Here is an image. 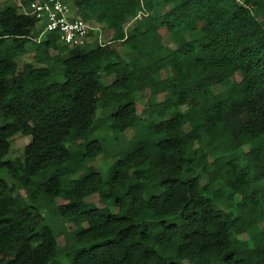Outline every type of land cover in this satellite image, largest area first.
<instances>
[{
    "label": "trees",
    "instance_id": "obj_1",
    "mask_svg": "<svg viewBox=\"0 0 264 264\" xmlns=\"http://www.w3.org/2000/svg\"><path fill=\"white\" fill-rule=\"evenodd\" d=\"M31 1L0 7V264H264V0H69L110 37L79 46Z\"/></svg>",
    "mask_w": 264,
    "mask_h": 264
},
{
    "label": "built area",
    "instance_id": "obj_2",
    "mask_svg": "<svg viewBox=\"0 0 264 264\" xmlns=\"http://www.w3.org/2000/svg\"><path fill=\"white\" fill-rule=\"evenodd\" d=\"M23 9L38 20L36 28L41 30L38 38L52 32L57 33L61 42L71 46L85 45L95 40L101 45L109 43L102 41V25L91 24L76 16L69 0H32ZM143 14L144 11H140L134 20L141 19Z\"/></svg>",
    "mask_w": 264,
    "mask_h": 264
},
{
    "label": "rangeland",
    "instance_id": "obj_3",
    "mask_svg": "<svg viewBox=\"0 0 264 264\" xmlns=\"http://www.w3.org/2000/svg\"><path fill=\"white\" fill-rule=\"evenodd\" d=\"M24 0H16V2L21 5L23 3ZM3 4V0H0V7L2 6ZM135 24V20H131L127 25H126V29L129 31V29H131ZM95 25V24H94ZM102 41L103 42H108L110 37H109V34L107 33V30L102 27ZM29 57H23V58H20V65H22V63L26 60H28ZM164 76V75H163ZM100 116H101V113L102 111L100 110ZM128 136L132 135V132L131 131H128L127 133ZM30 137L29 136H22L21 134H17L16 136H14L11 141H10V151L9 153L5 156V160H9V159H15L17 158L18 156H21L22 153H23V150H24V147L26 144H28L30 142ZM113 159L111 157H108L107 155H102V156H99L96 160V165L97 167L101 170V169H106L107 166H109L111 163H112ZM1 175H3L4 177H6L10 183H13L14 181L8 177L7 173L6 172H1L0 173ZM17 191H19V189H17ZM226 192V191H225ZM89 200H92L94 201L97 205L99 206H104V203L101 202L98 198L97 195H93L91 197H89ZM58 201L60 202V200L58 199ZM227 201H225L224 203H226ZM228 203V202H227ZM231 207H229V205L227 206V209H229ZM44 214H46V216L49 217V214L48 212H46V210H43ZM55 224L59 227H65L69 230H73L74 229V225L72 223H63L62 221L60 220H56L55 221ZM59 243L60 245H63L64 243V237L63 236H60L59 237Z\"/></svg>",
    "mask_w": 264,
    "mask_h": 264
}]
</instances>
